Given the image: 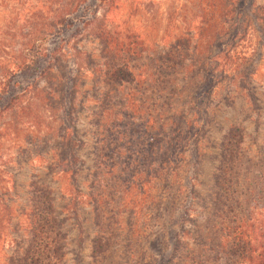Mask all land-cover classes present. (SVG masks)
I'll return each mask as SVG.
<instances>
[{
    "label": "trees",
    "instance_id": "1",
    "mask_svg": "<svg viewBox=\"0 0 264 264\" xmlns=\"http://www.w3.org/2000/svg\"><path fill=\"white\" fill-rule=\"evenodd\" d=\"M87 1L72 0L69 8L57 12L51 29L55 46L37 45L28 53L30 60L12 70L24 77L23 82L10 79L8 89H0V116L34 90L57 53L68 49L70 40L64 32L74 27V37L98 20L95 9L100 0H94L92 9ZM201 3L192 58L189 31L150 61L144 60L145 43L139 33H115V48L107 55L106 84L115 85V98L120 94L124 107L135 104L136 93L145 97L151 125L158 130L125 146L122 155L117 149L115 155L107 154L110 142L99 138L103 144L90 185L96 192L86 195L100 229L92 240L90 264H264V151L247 156L238 125L223 135L215 189L203 205L206 220L200 225L194 219L195 205L201 201L195 179L219 91L244 85L259 68L264 70V1ZM1 78L0 88L5 82ZM10 88L13 96L1 105ZM121 88L128 92L123 94ZM78 141H68L67 173L71 191L84 196L75 185L82 163L74 151ZM35 194L40 201L33 207L30 241L25 249L19 246L6 264H66L64 222L45 187ZM72 202L73 198L61 211H68Z\"/></svg>",
    "mask_w": 264,
    "mask_h": 264
},
{
    "label": "rangeland",
    "instance_id": "2",
    "mask_svg": "<svg viewBox=\"0 0 264 264\" xmlns=\"http://www.w3.org/2000/svg\"><path fill=\"white\" fill-rule=\"evenodd\" d=\"M71 1L0 0V85L4 80L1 76L5 77L1 91L8 89L10 79L23 82L24 77L14 75L12 70L30 60L32 48L39 44L50 49L55 46L52 23L57 12L69 8ZM86 4L94 8V0ZM99 4L95 9L98 20L74 37V27L64 32V38L70 40L68 49L57 53L34 90L0 116V264H6L19 246L27 247L33 207L40 201L35 190L42 186L49 191L64 222L69 248L66 264H90L92 240L100 229L94 204L86 195L96 192L90 185L103 144L99 138L110 142L107 154L115 155L113 151L117 149L122 155L125 146H133L134 140L149 138L150 130H158L151 125V108L145 97L136 93L135 104L124 107L120 94L115 98V85L106 84L107 55L115 48V33H139L145 43L144 60L150 61L163 55L170 43L189 31V57H193V36L203 9L201 0H100ZM182 78L181 73L177 80L180 87ZM13 93L10 88L1 105L7 104ZM219 93V103L209 117L195 179L201 201L195 205L194 219L200 225L207 217L203 205L212 198L221 141L229 127L242 128L247 156L264 151L263 68L244 85H232ZM70 138L79 140L74 151L82 163L75 185L84 196L71 191L67 173ZM122 176L126 178L127 174ZM72 198L68 211H61Z\"/></svg>",
    "mask_w": 264,
    "mask_h": 264
}]
</instances>
